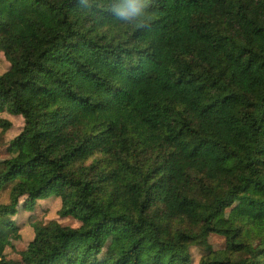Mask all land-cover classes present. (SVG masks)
Returning <instances> with one entry per match:
<instances>
[{
	"label": "trees",
	"instance_id": "1",
	"mask_svg": "<svg viewBox=\"0 0 264 264\" xmlns=\"http://www.w3.org/2000/svg\"><path fill=\"white\" fill-rule=\"evenodd\" d=\"M0 53V264L51 196L22 264H264V0H0Z\"/></svg>",
	"mask_w": 264,
	"mask_h": 264
},
{
	"label": "rangeland",
	"instance_id": "2",
	"mask_svg": "<svg viewBox=\"0 0 264 264\" xmlns=\"http://www.w3.org/2000/svg\"><path fill=\"white\" fill-rule=\"evenodd\" d=\"M8 68V62L5 60L2 53H0V74ZM5 119L10 121V125L3 132V140L7 141L15 137L21 130L23 125V118L21 116H12L6 113H3ZM7 156L6 147L0 149V158ZM9 186H6L3 189H0V203L8 202V192ZM60 207V200L54 196L45 198V199H28L24 198L21 200L18 208L20 213L15 218V222L20 227L21 239L12 238L7 242V248L5 250L6 260L10 264H22L21 254L26 246V242L33 238V229L27 223V217L31 221H49L51 219L57 220L62 225H68L71 227L79 226V222L71 217H58L57 210ZM240 212L238 207L235 206L226 212L227 217L238 218ZM250 240L253 243H256L258 238L256 236H249ZM117 239L111 237L107 240L106 245L101 253L102 260H109L111 258L112 252L117 246ZM209 242L213 249H220L224 246V239L220 236L211 234L209 236ZM203 254L202 250L197 247H192L190 249V263L189 264H198L201 255Z\"/></svg>",
	"mask_w": 264,
	"mask_h": 264
},
{
	"label": "clouds",
	"instance_id": "3",
	"mask_svg": "<svg viewBox=\"0 0 264 264\" xmlns=\"http://www.w3.org/2000/svg\"><path fill=\"white\" fill-rule=\"evenodd\" d=\"M137 9L135 7L132 8V11H136Z\"/></svg>",
	"mask_w": 264,
	"mask_h": 264
}]
</instances>
